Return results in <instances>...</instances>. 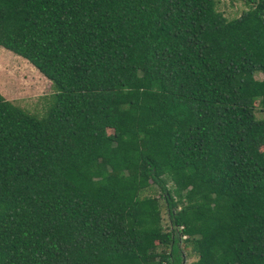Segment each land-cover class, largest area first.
<instances>
[{
	"label": "trees",
	"instance_id": "16d2710c",
	"mask_svg": "<svg viewBox=\"0 0 264 264\" xmlns=\"http://www.w3.org/2000/svg\"><path fill=\"white\" fill-rule=\"evenodd\" d=\"M263 8L0 0V46L53 89L40 116L0 95V264H182V236L191 264H264Z\"/></svg>",
	"mask_w": 264,
	"mask_h": 264
},
{
	"label": "rangeland",
	"instance_id": "374dc122",
	"mask_svg": "<svg viewBox=\"0 0 264 264\" xmlns=\"http://www.w3.org/2000/svg\"><path fill=\"white\" fill-rule=\"evenodd\" d=\"M252 1L254 3L261 0H214V3L215 9L229 19L238 16L241 11L250 7L253 4ZM255 77H260V74H255ZM52 93L53 89L49 80L26 59L13 52L8 55L0 50V95L4 99L27 113L40 116L44 113ZM253 105L255 117H264V108H258L256 101ZM107 135L111 137L110 130H107ZM167 185L170 186L169 183ZM159 193L157 187L154 186L152 194L160 196ZM159 201L162 202V198H159ZM161 215L162 224L166 226L168 218L165 207H162ZM183 237L185 236H182L179 242L182 264H191L197 255L190 243L183 241Z\"/></svg>",
	"mask_w": 264,
	"mask_h": 264
},
{
	"label": "crops",
	"instance_id": "0c3cea01",
	"mask_svg": "<svg viewBox=\"0 0 264 264\" xmlns=\"http://www.w3.org/2000/svg\"><path fill=\"white\" fill-rule=\"evenodd\" d=\"M3 47L0 48V50H3V52H5L8 55H11V51L7 50V49H2Z\"/></svg>",
	"mask_w": 264,
	"mask_h": 264
}]
</instances>
